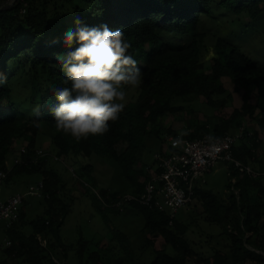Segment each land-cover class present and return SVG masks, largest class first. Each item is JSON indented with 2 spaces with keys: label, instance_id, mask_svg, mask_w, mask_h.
Segmentation results:
<instances>
[{
  "label": "trees",
  "instance_id": "trees-1",
  "mask_svg": "<svg viewBox=\"0 0 264 264\" xmlns=\"http://www.w3.org/2000/svg\"><path fill=\"white\" fill-rule=\"evenodd\" d=\"M69 1L83 25L91 28L106 24L111 30L124 31L125 39L131 44L128 54L137 60L142 72L140 96L137 101L125 106L117 121L109 122L110 130L104 135H90L88 139L77 143L70 136L57 132L49 109L58 101L50 89L70 86L65 83L66 74L58 56L66 55L79 46L75 41L71 47L64 43V33L73 26L63 15H51L45 2L37 0H17L13 6L0 9V170L6 168L9 153L16 143H20L23 151L18 155L24 161L13 167L5 181L40 173L44 184L42 199L47 204L44 214L30 222L33 231L27 234L21 228L26 218L25 206L28 202L26 200L23 203L19 219L6 228L7 240L11 241V245L3 249L8 257L2 264H9L8 258H22L23 262L30 264H58L54 258L60 261L68 258L60 229L71 203L62 197L64 177L55 168L47 166L50 157H37L42 124L51 130L54 154L63 158H90L94 154L112 158L133 186L132 193H140L144 180L140 182L137 177L138 166L148 140L154 137L166 140L162 136L164 131L160 120L183 108L176 106L174 101L199 96L204 98L208 106L224 105L229 95L220 101L215 97L228 91L229 82L233 90L241 94L242 104L235 107L229 116L222 118L214 129H210L206 123L190 122L187 136L194 138L205 133H234L244 126L245 136L234 147V154L244 163H252L255 168L264 170V162L259 159L258 151L262 144L259 133L264 132V65L235 45L219 38L215 45V55L210 60V70H206L201 59L204 35L199 31V25L203 15L210 14L214 0ZM235 2L238 13L246 11L253 18L264 11V0ZM164 33L189 35L191 41L174 46L164 40ZM16 65H19L18 69ZM14 79H23L27 85L29 83V107L33 112L39 108V118L35 114L30 116L23 110L22 102L14 100ZM36 89L39 90V98H33ZM245 117L255 120L260 131L246 128L243 121ZM165 132L176 133L172 129ZM122 144L126 146L120 149ZM93 171L92 163L81 166L83 175L92 176ZM229 171L237 181L233 184L229 176L227 189L239 190V195L233 191L229 201L205 187L196 190L195 200L203 205L207 219L219 223L230 239L228 253L216 251L212 258H200L199 261L203 260L206 264H227V260H231V264H238L255 260L264 264V255L245 245L247 242L264 252V174L256 177L241 174L233 166H229ZM100 191L104 195L111 193L113 197L124 194L105 188ZM93 196L103 213H122L104 206ZM128 207L139 209L145 218L142 229L147 236L145 246L152 243L148 235L159 234L176 251L172 255L164 248L155 249V258L149 263L137 262L135 257L129 255L131 264H188V257H194L185 236L188 231L185 223L176 217L171 224L167 213L136 203ZM50 235L55 241L48 238ZM39 237L46 239V247ZM115 237L126 240V235L120 231L115 233ZM89 244L88 240L80 237L76 250L80 263ZM91 257L98 260L99 254L93 252Z\"/></svg>",
  "mask_w": 264,
  "mask_h": 264
},
{
  "label": "rangeland",
  "instance_id": "rangeland-1",
  "mask_svg": "<svg viewBox=\"0 0 264 264\" xmlns=\"http://www.w3.org/2000/svg\"><path fill=\"white\" fill-rule=\"evenodd\" d=\"M37 1L40 3L45 2L44 5H46L51 15L61 14L73 28L75 27L73 22L78 17V14L69 0ZM9 2L11 7L17 0H0V8L7 7ZM235 5V0H214L210 14L203 15L202 22L199 25V31L204 35L201 59L208 71L210 70V60L215 55V45L219 38L225 39L246 52L259 64L264 65V11L253 18L246 11L238 13L235 10ZM162 36L164 40L174 46L185 45L191 41V36L189 35L164 33ZM16 68L18 69L19 65H16ZM227 85L228 91L215 97L217 101H220L229 95L225 104L218 107L208 106L204 98L199 96L178 98L174 101L176 106H182L183 108L175 113L163 116L160 120L164 131L162 136L166 139L165 141H162L159 137L148 140L142 161L138 166L137 177L140 182L145 179L146 167L154 164V154L162 151L167 143V138L170 136L169 133L165 132L167 129H172L179 133L182 130L190 129V122L206 123L210 129H214L222 118L229 116L235 107L242 104L241 94L235 92L229 82H227ZM12 87L14 100L16 102L19 101V103L22 102L23 110L27 111L30 116H34L35 111L33 112L29 107L28 95L31 96L29 83L27 85L23 79H14ZM140 92L141 84L138 87L127 88L125 105L137 101ZM39 96V90L36 89L33 98H39ZM243 121L249 130H259L255 120L245 117ZM259 137L262 141L258 150L259 159L264 162L263 131H260ZM38 140V148L55 153L51 130H49L48 126L41 125ZM125 146L126 144H122L119 148L123 149ZM14 155L13 152L9 153L8 164L13 163L18 156L13 157ZM65 161L66 163H62L49 158L47 163L49 165L47 166L55 168L64 177L65 188L62 192V197L65 201L71 203V207L60 229L63 246L68 257L65 260L66 264H131L129 255L135 257L137 262L149 263L155 258L154 250L161 248H164L169 254H176L175 249L167 244L159 234L148 235L152 243L145 246L147 236L142 231L145 225V218L139 209L128 207L122 213H113L111 211L103 213L97 206L93 196L95 195L94 190L105 188L124 194L134 190L115 160L94 154L90 158L81 156L77 158L74 156L66 157ZM87 163H92L94 166L92 176L81 173V166ZM252 165L254 166V164ZM70 168L75 169L78 178L73 176ZM204 179L203 187L213 190L222 199L229 201L233 191L236 192V195H239L237 188L231 191L227 189L230 177L229 168L225 162L220 161L217 163L210 172L205 174ZM41 180L42 175L40 173H33L3 181L0 187V200H6L9 196L18 194L20 189H36ZM85 181L89 183V186L84 185L83 182ZM27 201L28 203L25 206L26 218L21 228L24 232L30 234L33 231L30 222L37 216L44 214L47 204L38 196L29 197ZM177 219L188 226L185 236L194 252V257H188V264H206L205 261H199V259L212 258L216 251L228 253L230 244L228 235L224 233L223 227L219 223L207 219V214L201 202L194 200L189 206L183 207L178 212ZM118 231L126 235V240L115 237V233ZM81 236L90 242L82 263H80L76 254L78 241ZM48 238L51 241H55L52 235ZM262 238L264 244V230ZM6 242L5 224L0 223V264L8 257L3 252V249L7 246ZM64 247L62 248L64 249ZM93 252L99 254L98 260L91 257ZM7 260L9 264H30L23 262L22 258L19 260L8 258ZM226 263L231 264V260H227ZM238 264L261 263L255 260H248Z\"/></svg>",
  "mask_w": 264,
  "mask_h": 264
},
{
  "label": "clouds",
  "instance_id": "clouds-1",
  "mask_svg": "<svg viewBox=\"0 0 264 264\" xmlns=\"http://www.w3.org/2000/svg\"><path fill=\"white\" fill-rule=\"evenodd\" d=\"M73 23L75 27L64 33V43L71 47L75 41L79 46L58 56L66 74L65 83L70 86L50 89L58 103L49 110L56 131L79 143L110 130L109 122L117 121L126 106L127 88L141 84L142 72L137 60L128 54L131 44L122 29L111 30L106 24L90 28L78 17ZM34 111L39 118V108ZM188 134L187 129L180 131L173 146L185 143L183 137ZM205 139L213 148L219 143L211 133Z\"/></svg>",
  "mask_w": 264,
  "mask_h": 264
},
{
  "label": "built area",
  "instance_id": "built-area-1",
  "mask_svg": "<svg viewBox=\"0 0 264 264\" xmlns=\"http://www.w3.org/2000/svg\"><path fill=\"white\" fill-rule=\"evenodd\" d=\"M178 134V132L170 134L162 151L154 154V164L147 166L145 169L146 176L143 183V190L140 193L128 192L113 197L111 193L104 195L100 190H94L97 199L104 206L115 208L120 212H124L133 203L159 210L167 213L170 218V223L173 224L178 212L183 207L189 206L194 202L196 190L203 187L205 183V174L210 172L220 161L225 162L228 168L229 166H233V169L241 174H247L253 177L264 174V170H259L252 164L244 163L242 160L236 158L234 154V147L245 136L244 126L240 127L234 133H225L222 135L211 133L219 138V143L215 148L210 146L205 139L209 133L194 138L185 136L183 137L185 143L174 147L172 141ZM46 156H49L55 161L65 163V159L61 156L41 148L38 149L37 157ZM23 161L24 159L19 156L13 163H6V168L0 170V187L13 167L21 164ZM70 170L73 176L78 178L75 169L70 168ZM229 176L231 177L232 183L235 184L237 179L231 175L230 171ZM83 183L85 186H89L87 181ZM43 189L44 184L41 181L36 189L29 188L24 193H18L10 196L6 200H0V223H4L5 228L11 227L19 219L20 210L25 200L32 196L42 198L44 196ZM247 237L248 235L245 238ZM39 239L42 245L46 247V240L41 237ZM6 245L10 246L11 241L7 240ZM245 245L248 249L264 255L263 251L256 249L249 243L245 242ZM54 260L58 264H66L65 260L60 261L56 258Z\"/></svg>",
  "mask_w": 264,
  "mask_h": 264
},
{
  "label": "crops",
  "instance_id": "crops-1",
  "mask_svg": "<svg viewBox=\"0 0 264 264\" xmlns=\"http://www.w3.org/2000/svg\"><path fill=\"white\" fill-rule=\"evenodd\" d=\"M22 149V146L20 143H16L14 149L12 150L13 154H15L13 157H16L18 155V153L21 151ZM27 189L23 190V189H20V191L18 193H21V192H24L26 191ZM12 196V195H11ZM10 197V196H9ZM8 197V198H9ZM28 202V201H27Z\"/></svg>",
  "mask_w": 264,
  "mask_h": 264
},
{
  "label": "water",
  "instance_id": "water-1",
  "mask_svg": "<svg viewBox=\"0 0 264 264\" xmlns=\"http://www.w3.org/2000/svg\"><path fill=\"white\" fill-rule=\"evenodd\" d=\"M14 1H15V0H14ZM9 6H10V4L7 5V7H9ZM7 7H3V8H0V9H5V8H7Z\"/></svg>",
  "mask_w": 264,
  "mask_h": 264
}]
</instances>
